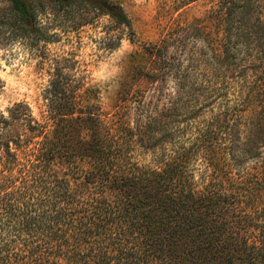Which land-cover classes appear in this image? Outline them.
<instances>
[{
	"label": "trees",
	"instance_id": "obj_1",
	"mask_svg": "<svg viewBox=\"0 0 264 264\" xmlns=\"http://www.w3.org/2000/svg\"><path fill=\"white\" fill-rule=\"evenodd\" d=\"M208 13L227 44L194 26L207 43L179 49L184 66L152 46L110 110L64 73L75 61L55 66L39 117L0 110V264H264V12Z\"/></svg>",
	"mask_w": 264,
	"mask_h": 264
},
{
	"label": "rangeland",
	"instance_id": "obj_2",
	"mask_svg": "<svg viewBox=\"0 0 264 264\" xmlns=\"http://www.w3.org/2000/svg\"><path fill=\"white\" fill-rule=\"evenodd\" d=\"M24 1L37 16L19 22L12 1L0 0V110L6 114L9 107L25 101L39 117L43 89L57 64L70 66L75 61L64 73L83 76L84 90H93L90 103L110 110L122 83L132 78L135 65L152 46L169 45L184 66L187 61L178 50L184 47L191 54L207 43L194 26L204 27V37L210 33L208 42L227 44L226 27L208 16L214 0ZM249 3L264 12V0ZM120 9L130 25L118 21ZM187 29L191 34L185 40L171 41L172 32Z\"/></svg>",
	"mask_w": 264,
	"mask_h": 264
}]
</instances>
